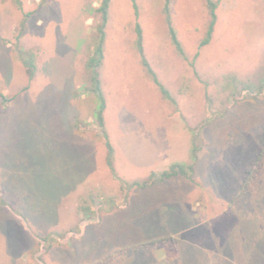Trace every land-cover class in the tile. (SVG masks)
<instances>
[{
    "label": "rangeland",
    "instance_id": "1",
    "mask_svg": "<svg viewBox=\"0 0 264 264\" xmlns=\"http://www.w3.org/2000/svg\"><path fill=\"white\" fill-rule=\"evenodd\" d=\"M100 1L0 0V264H264V89L241 95L264 81V0H220L200 48L204 0H170L183 56L163 0H135L174 104L142 67L131 1L110 0L99 72L117 176L143 182L196 146L190 179L130 189L84 93Z\"/></svg>",
    "mask_w": 264,
    "mask_h": 264
},
{
    "label": "trees",
    "instance_id": "2",
    "mask_svg": "<svg viewBox=\"0 0 264 264\" xmlns=\"http://www.w3.org/2000/svg\"><path fill=\"white\" fill-rule=\"evenodd\" d=\"M131 1V6L134 12L135 16V25H134V32H135V44H136V50L140 55L141 59V64L143 69L145 70L146 74L152 81V83L157 87L159 90L162 98L165 100L169 101L170 103L174 104L175 101L172 98L171 94L169 91L166 89V87L159 81L156 73L150 66L148 60L146 59L143 51V45H142V30L141 27L137 21V16H138V10H137V5L135 0H130ZM220 0H204L207 12H208V22L205 28V32L203 37L200 39L198 43V47H202L206 44L211 39L213 30H214V25L216 22V8L218 6ZM110 6V0H101L100 4L97 8H95V11L99 13V19L95 23L93 30H94V44L93 48L90 52V54L86 57L84 61V67L86 71L88 72V81L87 84L84 88V93L88 96H90L93 99V107L91 111V115L93 119L95 120V123L98 127V131L102 138L104 139V145L106 148V164L108 166V169L112 173V175L120 181L121 187L125 189H130L132 187H146L148 186L150 182L159 180V181H165L169 178L175 177L177 175H181L184 178H191V174L194 172V163L197 159L196 156V146H193L192 149V155H191V160L192 162L190 163H173L170 164L168 169L161 171L158 176L152 172L150 173L149 177L147 180L143 182H131V183H126L125 181L121 180L113 167V162H112V156H113V146L110 143L108 139L107 132L105 130V125H104V116H103V111L105 108V100L104 96L102 93V88H101V79H100V66L102 64L103 58H104V39H105V26L108 20V9ZM163 13L165 16V21L167 24V29H168V34L170 37V41L175 47L176 51L183 56L184 52L181 46L180 41L177 38L175 29L172 26V21H171V14H170V0H163ZM17 55L18 59L22 63V65L25 68V72L27 74L28 79H32L35 73V62H34V56L30 54V52H25L21 49H17ZM197 53L195 54V56ZM191 66H193V62L190 63ZM235 88V86L233 85ZM264 89V81L260 83L258 87H253L249 84H245L242 89H241V95L243 96H248L252 99H256L257 96L263 91ZM233 94H236L235 90L233 91ZM0 202L3 204L4 200L0 197ZM98 209V207H96ZM85 210V209H84ZM94 213H97L95 211ZM88 218L89 215H87ZM42 240H46V238H43Z\"/></svg>",
    "mask_w": 264,
    "mask_h": 264
}]
</instances>
